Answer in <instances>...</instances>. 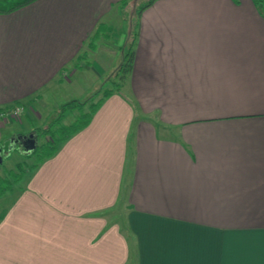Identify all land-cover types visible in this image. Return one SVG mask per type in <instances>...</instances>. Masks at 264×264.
I'll return each instance as SVG.
<instances>
[{
    "label": "crops",
    "instance_id": "obj_1",
    "mask_svg": "<svg viewBox=\"0 0 264 264\" xmlns=\"http://www.w3.org/2000/svg\"><path fill=\"white\" fill-rule=\"evenodd\" d=\"M123 1L0 14V109L21 106L25 133L36 139L35 107L59 86L88 112L116 55L88 42L109 38ZM136 17L119 90L0 195V264H264V14L154 0ZM12 121L7 143L23 136Z\"/></svg>",
    "mask_w": 264,
    "mask_h": 264
},
{
    "label": "rangeland",
    "instance_id": "obj_2",
    "mask_svg": "<svg viewBox=\"0 0 264 264\" xmlns=\"http://www.w3.org/2000/svg\"><path fill=\"white\" fill-rule=\"evenodd\" d=\"M148 0H126V3L122 6H120V9L118 11V14L113 18L115 21L113 25V29L111 30V34H109V38L105 39L104 37L99 36L100 33L96 35V38H93L92 44L94 48L98 47L99 44L103 43L108 49H114L116 55H112L111 59L114 61V64L111 68H108L109 72L107 73V77L104 78L105 80L97 81L95 88H91L90 90H87V87H83V90L89 91V94H93V92H98L93 96L90 97L88 100L89 102H94L100 97H102V92L106 89L115 87V83L119 86V76L121 75V70L119 67L121 66V63L123 61V57L125 54V51L128 49L130 43L132 34L129 35V38H126L130 33H132V29H134L135 22H136V16H137V10L139 7L145 5ZM252 1V0H251ZM259 10L264 14V0H261L259 2ZM128 31V32H127ZM100 37V38H99ZM103 47V46H102ZM99 48V47H98ZM88 54L86 55L89 62L92 63L94 59V55L91 51H88ZM98 85V86H97ZM97 86V87H96ZM64 90H63V89ZM72 85L67 87L66 85L59 86L56 89V93L53 95H49L48 97H44L42 103L39 106H36L35 109L38 112V118H37V127H47L51 126L52 123L56 119L60 117V108L64 104V101H67L68 95L71 93ZM81 89V90H82ZM61 92V93H59ZM89 94H85L79 98V101H83L89 97ZM65 114L63 115V118L58 121V123H54V127L51 126L49 129V133H47L48 137H44L39 135L36 136V139H34V143H36V140L39 143L46 142L49 139V136L56 137L57 136V127L60 125H70L73 122H75L80 114L82 113L80 110H77V108L74 109V111L65 110ZM10 126L14 127V129H17L18 131H21L20 133H23V135H27L26 125L28 121H26L25 118L21 117L18 122L12 121ZM52 122V123H51ZM51 123V124H50ZM53 127V128H52ZM3 135V136H2ZM33 136V135H32ZM34 138V136H33ZM0 139H2V143H4L3 153H2V160L0 162V179L1 185L7 187L9 184V189H6V191H11L10 193H16L19 191V189L22 187V183L25 181V177L20 179L21 176L27 175L30 171L28 170V165L32 164V159H27L25 156L30 151H25L24 154L20 151L19 147H12L10 143H7V138L5 137L4 133L1 134ZM17 146L20 145V140H17ZM10 144V145H9ZM6 150V153L4 152ZM14 173V178L13 174ZM15 177L18 179L14 181ZM8 183V184H7ZM11 188V189H10ZM3 192V193H4ZM4 204H2L3 206ZM0 203V209L2 208Z\"/></svg>",
    "mask_w": 264,
    "mask_h": 264
},
{
    "label": "trees",
    "instance_id": "obj_3",
    "mask_svg": "<svg viewBox=\"0 0 264 264\" xmlns=\"http://www.w3.org/2000/svg\"><path fill=\"white\" fill-rule=\"evenodd\" d=\"M33 0H0V14H4V13H9L19 7H22L30 2H32ZM154 0H148L147 3H145V5L139 7V9L137 10V15L140 14V12L142 11V9H144L148 4L152 3ZM261 0H252L253 4L259 8V2ZM126 3V1L124 0L122 2V5H124ZM100 32H97L96 34H98ZM92 40L93 37L90 39V41L88 42V47L89 48H93V44H92ZM133 40L130 43L128 49L125 51L124 57H123V61L121 63L120 66V70H121V75L119 76V81L120 83L123 81V79L125 78V76L129 73L130 68H131V64H132V60H133V46H132ZM115 87L106 89L102 92V97H100L99 99H97V101L94 102H90L88 105V112H82V107L85 105V102H78V101H70L67 102L65 104H63L60 108V117L62 116V114L65 112V110H74L75 108H77V110H80L82 113L80 114L79 118L73 122L70 125H60L58 126L56 129L57 131V136L54 138L52 136H49V139L46 142H42L39 143L35 146V148L28 154H26L25 156L27 157V159H32V164L28 165V170L31 171L33 169H35L43 160L51 157L57 149V145L63 141H65L70 135H72L73 133H75L76 131H78L79 129H81L85 124H87L91 114L95 111V109L101 104V101L108 97L109 95H111L114 92H117L119 90V86L115 83L114 84ZM120 85V84H119ZM58 118L54 121V123H58V121H60ZM54 123L51 124V126L54 127ZM59 125V123L57 124ZM51 126H47L41 130L37 129V133L36 136L39 137V135L44 136V137H48L47 133H49V129L51 128ZM52 127V128H53ZM13 178H14V173L12 174ZM18 178L15 177L14 181H16ZM0 179V183H1ZM8 184V183H7ZM9 184L7 185V187L2 186L0 184V195L6 190L9 189Z\"/></svg>",
    "mask_w": 264,
    "mask_h": 264
},
{
    "label": "built area",
    "instance_id": "obj_4",
    "mask_svg": "<svg viewBox=\"0 0 264 264\" xmlns=\"http://www.w3.org/2000/svg\"><path fill=\"white\" fill-rule=\"evenodd\" d=\"M22 112L21 106H13L6 109H0V123H5L12 120H18Z\"/></svg>",
    "mask_w": 264,
    "mask_h": 264
},
{
    "label": "water",
    "instance_id": "obj_5",
    "mask_svg": "<svg viewBox=\"0 0 264 264\" xmlns=\"http://www.w3.org/2000/svg\"><path fill=\"white\" fill-rule=\"evenodd\" d=\"M17 140H20V142H21L20 144L23 147L24 152L25 151H30V150L32 151L35 148V146H34V138H33L32 134H27V135H23V136L22 135L21 136H16L15 138H12L10 140V144L16 143ZM30 152H28V153H30ZM25 153H27V152H25ZM1 160H2V156L0 154V162H1Z\"/></svg>",
    "mask_w": 264,
    "mask_h": 264
}]
</instances>
